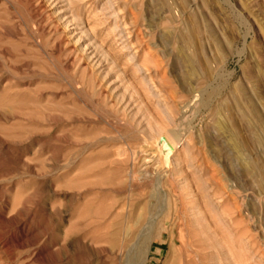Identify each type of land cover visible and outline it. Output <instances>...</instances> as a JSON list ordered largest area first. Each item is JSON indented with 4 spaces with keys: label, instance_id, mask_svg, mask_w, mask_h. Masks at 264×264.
<instances>
[{
    "label": "rangeland",
    "instance_id": "1",
    "mask_svg": "<svg viewBox=\"0 0 264 264\" xmlns=\"http://www.w3.org/2000/svg\"><path fill=\"white\" fill-rule=\"evenodd\" d=\"M256 135L264 0H0V264H264Z\"/></svg>",
    "mask_w": 264,
    "mask_h": 264
},
{
    "label": "bare ground",
    "instance_id": "2",
    "mask_svg": "<svg viewBox=\"0 0 264 264\" xmlns=\"http://www.w3.org/2000/svg\"><path fill=\"white\" fill-rule=\"evenodd\" d=\"M193 35V34H192ZM180 39H182V50H184V49H186V46H187V41L186 40H188L186 37H179ZM184 38H186V39H184ZM188 38H194L193 36L191 37H188ZM191 63V61H190V59L189 58H187L186 60H185V65H189ZM204 63H205V74H206V76L207 77H210L211 76V67H210V63H209V61L208 60H205L204 61ZM192 76H194V78L196 77L197 78V75H195V72L193 71L192 72ZM241 88V86L240 87H237V89H240ZM200 92H202V91H200ZM242 93H243V91H241ZM197 99H198V97H201V94L200 95H196L195 96ZM204 98H202V99H200V104L202 105V104H204ZM253 114L252 113V110L251 109H249V110H245V111H243L242 112V114H241V118L243 119V120H245L246 122H248V123H250V117H249V114ZM254 126V125H253ZM253 126H252V129L251 130H255V129H253ZM257 126V125H256ZM219 127H220V129H222V130H229V134H230V137H231V139H232V146H233V148H234V150H235V152H236V154L239 156L241 153H243V151L245 150L244 148H245V146H244V144L242 143V141L241 140H239L238 138H237V136H236V134L234 133V132H232L230 129H229V125H227L226 123H221V124H219ZM250 127V126H249ZM251 128V127H250ZM255 128V127H254ZM170 135V134H169ZM172 138V137H171ZM174 139H176V138H174ZM177 140V139H176ZM171 141H173L172 142V146H173V150H175L177 147H178V142H176L175 140H172L171 139ZM161 144V143H160ZM256 148H258L259 150L262 148V146H263V144H264V142H263V138H262V136H260V135H256L255 137H254V139H253V143H252ZM162 145V144H161ZM167 146V145H166ZM166 146L164 147V151H166V150H171V147H168V148H166ZM172 150V151H173ZM172 153V152H171ZM174 153V152H173ZM164 154V153H163ZM243 164H244V166H249L248 165V162H246V161H244L243 162ZM165 187V186H164ZM143 240H145V239H143ZM141 249V248H140Z\"/></svg>",
    "mask_w": 264,
    "mask_h": 264
}]
</instances>
